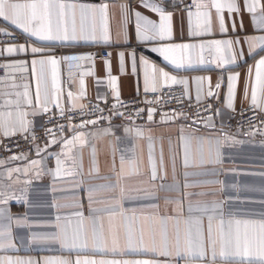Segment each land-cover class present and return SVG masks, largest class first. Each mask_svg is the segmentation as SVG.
<instances>
[{
    "label": "crops",
    "instance_id": "obj_1",
    "mask_svg": "<svg viewBox=\"0 0 264 264\" xmlns=\"http://www.w3.org/2000/svg\"><path fill=\"white\" fill-rule=\"evenodd\" d=\"M25 2V0H18ZM90 6L107 5V29L109 41H68L47 42L29 37L14 26L2 21L10 32L17 33L24 38V42L13 45H25L24 53L4 54L6 46H0V62L11 64L13 67L4 68L0 78V113L8 118L9 135L3 134L0 128V140L5 137L26 134L40 126L42 115H32L37 111L35 107L36 80L33 78L31 61L41 59L34 56L31 47H39L45 55H52L60 61L57 68V82L55 91L60 94V109H79L83 100L107 103L113 100L114 94L108 82L109 72L105 71V61H109L110 75L116 78L119 100L133 97L145 92V73L152 75L151 65L157 70L167 72L178 80L186 79V97L197 100V79L203 78L202 94L198 102L220 98L222 103L217 108L214 117L189 124L178 115H164L158 122L141 121L120 123L115 119H107L99 123L83 126L68 127L64 135L51 138L44 144L35 145L30 154L9 159L0 163V231L9 229L15 248L0 251V256L31 259L44 264L46 259L61 258L75 261L76 259H115V260H150L159 264H200L198 257L186 259L183 252L176 254L175 242L180 238L181 248H184L186 233L195 225L191 223L196 218L201 219V226L205 239L208 234V218L199 211H189V207L212 206L214 203L222 205L223 219H239L250 221L256 225L264 221V135L257 137L242 132H229L225 129V122L230 112L251 103V85L255 83V64L264 56V49L256 48L255 53L249 54V45L244 41L251 36L264 35V30H254L252 14L244 8L245 0H235L240 11L229 13L226 9L222 16L225 32L221 33L220 24L215 9L210 11V34L189 35L188 16L185 8L173 2L164 3V7L171 14V39L149 40L138 42L136 36L135 16L131 12L139 11L149 19L159 22L156 14L140 7L141 0H65ZM210 3V0H203ZM251 3V0H249ZM125 5L131 11H126V22L123 21L120 5ZM257 15L264 8V0H259ZM193 12L196 9L192 10ZM90 15L86 22L87 28H94L99 37L102 21L100 14ZM77 31L81 27V15L75 14ZM69 27L71 17L69 16ZM195 30V17H193ZM212 41H239L232 45L236 54L234 64L225 63L217 66L214 60V50L203 51L204 63H199L201 50L197 47L189 52L177 51V60L184 62L182 69H175L156 52L150 51L154 47L181 44H208ZM92 47L107 48L109 58L101 61L82 60L64 61L58 54L61 51L84 50ZM121 54L123 72H121ZM191 55L192 65L187 64V56ZM225 57L228 56L225 51ZM141 57L149 64L148 68L141 65ZM135 60V74L133 73ZM18 61H24V71L17 66ZM251 68V72L249 69ZM39 66H37V72ZM46 84L41 86V96L47 90L53 93L52 70L46 67ZM70 76V85L65 88L62 83L64 74ZM90 73V74H89ZM236 74L235 95L232 107L226 104L228 93V77ZM83 79V88L80 81ZM220 81L221 87L216 88ZM157 90L169 86H182L164 81L156 73ZM17 85V87H13ZM24 85H28L32 106L23 102L16 93H23ZM248 86L247 97L245 87ZM213 93L208 95L209 91ZM69 92L72 93L71 100ZM258 99L264 95L258 89ZM20 99L19 108L16 101ZM11 101L10 104L6 102ZM264 115V111L256 106ZM50 111L59 112L55 104L49 105ZM18 111L28 113L24 119L30 122L27 131L12 133L13 127H18ZM42 112V109H41ZM75 129V133L72 131ZM108 130L106 134L104 130ZM125 129H131L125 132ZM140 130L142 135H137ZM76 133H83L84 138L71 148L72 160H64L61 156L63 169L56 175V155L64 149L63 141L72 139ZM94 134V135H93ZM181 135L185 138L181 140ZM225 137L230 139L225 140ZM149 138H151L149 140ZM200 138V139H198ZM221 140L218 148L221 163H207L210 148L215 146L208 141ZM54 141V142H53ZM39 150V154H38ZM67 151V149H65ZM187 153L189 165L184 164ZM151 155V162L149 157ZM201 155L205 163L201 164ZM215 155V152H212ZM124 158L121 170V158ZM34 160L41 162L43 174L35 175L37 171L31 165ZM153 165L156 170L155 179L152 178ZM28 169L27 175L24 169ZM19 169L20 171H14ZM72 169L74 175H68L65 170ZM187 173V175H185ZM89 189H93L90 193ZM91 196V199L89 198ZM58 207H53V204ZM94 209L96 211H90ZM82 213L83 223L76 213ZM65 226L67 235L71 237L79 231L82 238L88 242V248L82 250L62 249L58 242L31 239L33 233H51L56 231L52 225L57 216ZM221 219L219 213L212 221L213 236H217ZM252 224L248 231H253ZM101 237V242L108 251L92 248L93 230ZM244 231L243 224L241 232ZM131 234L133 247L126 250L127 239ZM167 240L170 255L151 253L137 250L135 245L141 240L144 247L160 248ZM116 244H113V241ZM118 248L113 254L110 250ZM255 250V249H253ZM219 252V248L217 249ZM245 259L229 256L222 261L217 256V264H230L231 261ZM248 264H259L255 255L247 257Z\"/></svg>",
    "mask_w": 264,
    "mask_h": 264
},
{
    "label": "snow or ice",
    "instance_id": "obj_2",
    "mask_svg": "<svg viewBox=\"0 0 264 264\" xmlns=\"http://www.w3.org/2000/svg\"><path fill=\"white\" fill-rule=\"evenodd\" d=\"M165 0H141L140 7H143L149 12L156 14L159 18V22H155L149 19L147 16L142 15L139 11L131 12L135 16L136 21V36L138 42H147L149 40H165L171 39L172 35V24H171V14L168 13L164 7ZM175 7V3L172 4ZM259 0H245L244 8L247 12L252 14V24L254 30H264V8L260 10L259 15H257V10L259 7ZM187 12L188 25H189V35H207L210 34V11H203V9H215L217 14V19L220 24L221 33L225 32L224 20L222 13L226 9L229 13L239 12L240 9L237 6L235 0H210V3H205L203 0H192V4ZM123 21L126 22V11H131L125 5H120ZM191 8H195L196 11H191ZM79 11L81 15V27L77 31L75 24V14ZM100 14L102 21V28L99 37H97L94 28H87L86 22L90 20L89 14ZM69 16L71 17V27H69ZM193 17H195V30L193 29ZM0 20L4 21L6 24L14 26L16 29L22 30L24 34L29 37H35L38 41L47 42H68L77 40L86 41H96L97 39L103 40L104 42L109 41L108 29H107V5L100 6H90L87 4H80L76 2H65V0H25V2H18V0H0ZM0 35L11 36L12 33L7 27H0ZM249 45V54L255 53L256 48L264 49V35L251 36L245 41ZM234 43H239V41H212L208 44H181V45H168L162 47L151 48L150 51L159 54L165 62L171 64L175 69H182L184 67V62L182 60H177L175 53L177 51L189 52V50H194L197 47L201 50V56L199 63H204L203 51L205 49L214 50L216 56L213 61L217 66H222L225 63L234 64L236 62V54L232 50V45ZM28 49L25 45H8L2 52L4 54H14L17 51L20 53L26 52ZM31 53L34 56H40L41 59H33L31 61L33 78L36 80V96H35V107L37 111L33 112L32 115L43 114L48 112L49 105L55 104L58 109H60V94L55 91V85L57 82V68L60 63L52 55H45L44 50L39 47H31ZM225 51H227L228 56L225 57ZM64 60H81L90 59V57H64ZM24 61H18L17 66L20 67L21 71H24ZM187 64L189 67L192 65V57L189 54L187 56ZM105 71L109 72L108 82L112 88L114 98L119 101V93L117 90L116 78L110 75L109 61L104 62ZM141 65L145 68L149 67L148 62L141 57ZM5 69L13 67L11 64L2 65ZM37 66H39V71L37 72ZM51 67L52 70V84L53 93L50 95L47 90L44 91L43 96H41V86L46 84V67ZM152 75L145 73V91L155 92L157 90L156 84V73L159 71V75L164 79V81H170L172 84H183L185 87V95H187V84L186 79L178 80L175 76H169L167 72L163 70H157L154 65H151ZM251 72V68L249 69ZM121 72H123V59L121 54ZM133 73L135 74V60H133ZM90 74V73H89ZM237 80V75L233 74L228 77V93L225 98L226 104L229 108L232 107V99L235 95V81ZM197 100H200L202 94V83L203 78L197 79ZM81 88H83V79L80 81ZM17 87V85H13ZM23 93H16L18 97L23 98V102L29 106H32L33 101L30 96L28 85H24ZM221 87L220 81L217 82L216 88ZM258 89L262 94H264V56H262L255 64V83L251 85V103L252 105L258 107L260 111H264V95L258 99ZM248 86L245 87V96L247 97ZM211 90L208 95H212ZM69 99L71 100L72 93L69 92ZM11 101L6 102L10 104ZM147 103H152L147 101ZM17 107L19 108L20 99L16 101ZM116 106L113 105V108ZM42 109V112H41ZM61 113L63 109H60ZM154 110H149V120L152 119V112ZM217 115L219 114L217 110ZM18 127H13L12 133L16 131H27L29 121L24 119L28 113L23 111H18L17 113ZM11 113L7 114L10 117ZM3 113H0V128L3 129V134L5 136L9 135L8 130V118ZM211 118L207 123H210ZM85 123H95V121H87ZM80 127H83L81 125ZM75 133V129H72ZM108 133V130H104ZM131 129H125V132H130ZM137 135H142L140 130H136ZM254 134V133H253ZM264 135V131L261 132ZM94 135V134H93ZM84 138L83 133H76L72 139H67L63 141L64 149L61 153L56 155V169L55 173L59 176L62 172L63 165L61 156L64 160H72L71 148L78 142L82 141ZM151 138H149L150 140ZM185 138L181 135V140ZM200 139V138H198ZM230 138L225 137V140ZM54 142V141H53ZM210 144L214 145V148H210V155L207 163H221L220 154L218 151L219 146L223 141L217 139L215 141H208ZM67 149V151H65ZM215 152V155H212ZM39 154V150H38ZM151 162V155L149 157ZM0 163H3L0 161ZM200 163H205L203 155H201ZM41 162L39 160H34L31 165L37 169L35 175L40 177L43 171L40 169ZM184 164L187 167L189 165L187 153L185 154ZM124 158H121V170H123ZM14 171H20L16 169ZM28 169H24L25 175H27ZM68 175H74L72 169L65 170ZM187 175V173L185 174ZM156 170L153 165L152 178L155 179ZM93 189H89L91 193ZM91 199V196L89 197ZM0 203H7V200L0 201ZM53 207H58L55 203ZM90 211H96L90 209ZM189 211H199L203 215H207L208 218V234L205 239L201 219L196 218L191 221L195 225V231L191 229L186 233L184 248H181L180 238L177 235L175 242L176 254L180 255L183 252L186 259H191L194 256L199 258L200 264H217V256L223 261L224 258L233 256L241 257L245 259H236L230 262V264H248L247 257L250 255H255L258 258L259 264H264V221L259 222L258 231L256 230V225L252 224L250 221H241L239 219H229L227 222L223 219V209L222 205L213 204L212 206H197L196 208L189 207ZM219 213L221 219L218 225L217 236H213L212 221L215 218V214ZM80 218V224L83 223L82 213H76ZM61 217L58 215L56 217L55 224L46 225L48 227H53L56 231L51 233H33L30 237L31 239H38L42 241H54L58 242L62 249L71 250H82L88 248V242L86 239L82 238L80 232H75L71 237L67 235L65 226L60 223ZM244 226V231L241 232V225ZM252 224L253 231H248L249 225ZM116 244V241H113ZM133 240L131 234H129L127 239L126 250L132 248ZM137 250H144L151 253H159L160 255L168 256L170 255L168 251L167 240L162 242L161 247L158 249L155 245L151 247H144L142 240L135 245ZM9 248H15L12 243L11 232L9 229L0 231V251H6ZM92 248L99 251H108V249L101 242V237L97 234L95 229L93 230L92 237ZM219 248V252L217 249ZM255 249V250H253ZM113 254L117 253L119 250L115 246L110 250ZM0 264H39V262L33 261L31 259L23 258H13L11 256H0ZM44 264H159V261L150 260H115V259H76L74 262L68 259L52 258L46 259Z\"/></svg>",
    "mask_w": 264,
    "mask_h": 264
},
{
    "label": "built area",
    "instance_id": "obj_3",
    "mask_svg": "<svg viewBox=\"0 0 264 264\" xmlns=\"http://www.w3.org/2000/svg\"><path fill=\"white\" fill-rule=\"evenodd\" d=\"M159 2V0H156ZM173 2L189 10L192 0H165V3ZM195 8H191V11ZM0 27H4L0 20ZM11 36L0 35V46L20 44L24 38L17 33L11 32ZM64 57H90L82 60L101 61L109 58L107 48L92 47L84 50H69L58 53ZM64 60V59H63ZM68 61V60H64ZM4 63L0 62V78L4 73ZM63 86L70 85V76L64 74ZM151 101L152 103H147ZM221 99H208L198 102L189 99L185 95L182 86L163 87L155 92H141L133 97L113 100L107 103H98L91 100H83L79 109H64L63 112L48 111L42 115L40 126L30 130L26 134L14 135L0 140V161L4 162L20 156L30 154L37 144H44L51 138L64 135L68 127L79 128L81 125L88 126L107 119H115L120 123L151 121L158 122L164 115H178L189 124H195L214 117L216 110L221 106ZM113 105L116 107L113 108ZM152 119L149 120V110ZM95 121V123H85ZM225 129L229 132H242L248 135L262 137L264 131V115L254 106H246L232 111L225 122ZM254 133V134H253Z\"/></svg>",
    "mask_w": 264,
    "mask_h": 264
}]
</instances>
